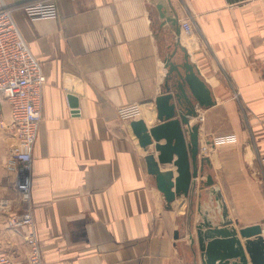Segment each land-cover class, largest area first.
Returning <instances> with one entry per match:
<instances>
[{"label": "crops", "instance_id": "obj_1", "mask_svg": "<svg viewBox=\"0 0 264 264\" xmlns=\"http://www.w3.org/2000/svg\"><path fill=\"white\" fill-rule=\"evenodd\" d=\"M2 1L44 70L30 201L44 264H202L195 227L199 205L214 204L209 178L238 228L264 229V0ZM186 19L189 36L182 33ZM175 51L174 62L187 57L197 67L215 105L197 106L190 118L189 128H198L199 175L190 196L168 209L148 170V156L159 163L157 143L141 147L131 123L144 120L149 130L161 124L156 101L166 93ZM133 104L142 117L122 121L118 109ZM9 122L6 103L0 253L23 261L28 230L8 225L26 208L17 176L5 168L14 144ZM176 160L159 163L174 181Z\"/></svg>", "mask_w": 264, "mask_h": 264}, {"label": "water", "instance_id": "obj_2", "mask_svg": "<svg viewBox=\"0 0 264 264\" xmlns=\"http://www.w3.org/2000/svg\"><path fill=\"white\" fill-rule=\"evenodd\" d=\"M158 9L164 18L162 5ZM177 51L168 59L169 72L166 82V93L156 101L160 125L148 129L144 120L131 123L134 135L141 147L148 149L157 143L156 151L160 153L161 165L172 164L174 156L177 160L178 176L174 181V173H162L159 163L153 155L147 157L149 173L155 177L157 188L163 193L167 208L172 209L173 202L181 196L189 197L192 184L199 175V145L198 128L190 127V118L197 117L196 107L209 108L215 105L211 89L201 78L197 67L187 57L182 62H174ZM73 107L77 106V98L69 97ZM190 130L191 143H187L183 127ZM165 140L164 144H160ZM209 159L201 161V173ZM193 166V171L191 169ZM208 186L214 187V181L209 178ZM212 187L214 204L198 213L200 219L196 225V234L201 252L202 264H264V229L261 225L240 227L238 220L230 217L229 208L219 189ZM191 233L193 231L190 229ZM180 238V231L175 233V239ZM241 238L245 241L242 242ZM192 241L195 240L192 238Z\"/></svg>", "mask_w": 264, "mask_h": 264}, {"label": "built area", "instance_id": "obj_3", "mask_svg": "<svg viewBox=\"0 0 264 264\" xmlns=\"http://www.w3.org/2000/svg\"><path fill=\"white\" fill-rule=\"evenodd\" d=\"M182 33H193L190 19L182 21ZM44 81L42 64L24 40L13 18L12 8L0 0V115L7 103L10 107L8 128L14 137L5 168L17 176L16 185L26 204L21 213H13L9 217L8 225L15 231L28 230L24 236L29 247L28 256L23 261L0 253V264H44L30 206L33 151L42 121ZM142 114L139 104L118 109V116L124 122L138 120ZM205 152L206 148H203L201 153Z\"/></svg>", "mask_w": 264, "mask_h": 264}, {"label": "rangeland", "instance_id": "obj_4", "mask_svg": "<svg viewBox=\"0 0 264 264\" xmlns=\"http://www.w3.org/2000/svg\"><path fill=\"white\" fill-rule=\"evenodd\" d=\"M184 36H189V35H184Z\"/></svg>", "mask_w": 264, "mask_h": 264}]
</instances>
